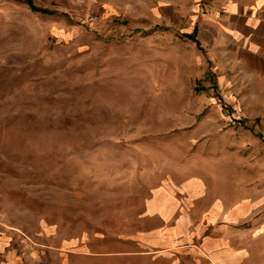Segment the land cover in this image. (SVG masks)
<instances>
[{"label": "rangeland", "instance_id": "rangeland-1", "mask_svg": "<svg viewBox=\"0 0 264 264\" xmlns=\"http://www.w3.org/2000/svg\"><path fill=\"white\" fill-rule=\"evenodd\" d=\"M235 1L0 0V264H264V90L208 40Z\"/></svg>", "mask_w": 264, "mask_h": 264}, {"label": "crops", "instance_id": "crops-1", "mask_svg": "<svg viewBox=\"0 0 264 264\" xmlns=\"http://www.w3.org/2000/svg\"><path fill=\"white\" fill-rule=\"evenodd\" d=\"M213 14L208 22L211 46L235 70L231 71L232 75L238 72L245 88L254 85L257 91L264 90V0L235 1ZM255 97L261 96L257 93ZM181 244L177 249L188 247L186 242ZM192 248L199 250L197 246ZM211 264L218 262L211 261Z\"/></svg>", "mask_w": 264, "mask_h": 264}, {"label": "trees", "instance_id": "trees-1", "mask_svg": "<svg viewBox=\"0 0 264 264\" xmlns=\"http://www.w3.org/2000/svg\"><path fill=\"white\" fill-rule=\"evenodd\" d=\"M27 3L30 5V7H31L34 11L49 12L48 10L41 9V8L37 7L36 5H34V3L32 2V0H27Z\"/></svg>", "mask_w": 264, "mask_h": 264}]
</instances>
